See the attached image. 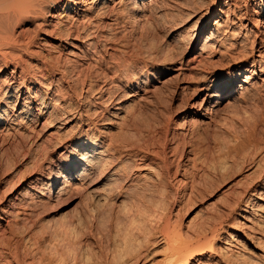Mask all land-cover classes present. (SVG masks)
Returning <instances> with one entry per match:
<instances>
[{
    "label": "bare ground",
    "instance_id": "1",
    "mask_svg": "<svg viewBox=\"0 0 264 264\" xmlns=\"http://www.w3.org/2000/svg\"><path fill=\"white\" fill-rule=\"evenodd\" d=\"M154 1L126 0V7L115 10L114 4L123 0H0V130L12 125L19 127L31 118L37 121L43 114H47L48 118L54 115L57 121L63 120L64 124L72 121L78 127L64 145L69 155L65 157L64 152L57 154L59 167L41 165L34 180L24 182V186L6 196L0 209V264H13L11 260L16 258L13 249L6 248L11 241L10 237L5 236V231L9 229L14 234L13 224L27 220L36 201L66 193L71 188L72 179L74 183L78 181V184L88 186L87 198L93 218L96 219L104 210L109 211V230L99 237L97 228L93 226L88 232L89 245L82 241L75 247L72 245L74 243H70L71 238L68 239L70 242L59 245L43 243L41 247L38 246L41 264H264V203L257 202L262 200L264 185L258 188L259 181L245 185V179L256 171L262 176L264 184V137L261 140L255 136V125H251L253 130L248 126L241 138H235L233 132H229L232 138L228 141V158L234 163L237 157L243 155L240 165H250L248 172L234 176L235 173L230 170L233 164L226 160L215 163L214 158L206 153L197 154V141H190L191 152L183 156V148L179 149L178 146L180 132H176L179 130L177 124L169 137L175 145L169 150L164 143L159 146L156 138L159 127L154 121L155 117L152 114L143 116L147 102H155L158 108L164 101L162 88L153 86L151 82L167 83L169 77L165 76L162 81L157 78L168 70H174L176 77H183L184 70L193 64L208 63L207 66L210 64L213 68L201 75L204 90L198 100L200 106L196 111L187 110L183 116V120H187L191 126L199 125L201 119L205 118L216 121V113L221 111L222 100L226 98L235 99L243 107L250 100L258 99L264 92V0H218L212 3V9L201 13L196 20L204 21L199 31L194 33L196 37L193 35L195 42L180 55L169 53V43L164 46L159 43L155 47L150 46V49L144 45L138 51L127 49L129 44H123V47L127 46L126 49H117L110 44L115 35L97 26L95 17L99 16L119 17L126 13L138 21ZM110 2L116 3L109 6L107 3ZM220 3L224 4L222 9L221 6L217 8ZM59 11V16L65 20L54 19ZM71 11L75 17L70 15ZM28 15L38 19L33 22L36 30L31 36L21 39L10 24ZM247 22L252 24L250 29ZM78 24L83 25V29L86 26L81 39L84 48L68 42L72 32H77ZM47 27L50 28L48 32L45 31ZM37 30H43L44 35L56 41L51 44L57 55L53 56L55 61H45L47 59L43 56L42 67L34 69L32 67L35 66L31 65L34 63L26 60L22 54L42 57L40 52L31 48L39 40ZM46 42L49 40L44 38L42 43L45 45ZM62 43H67L70 49L60 51ZM75 48L79 61H84L86 68L94 67L106 72L105 78L113 91L109 89L111 91L106 96L97 94L98 97L91 100L90 94L95 88L78 76L80 89L85 88L86 94H82L80 99L73 98L76 90L73 91V87L69 92L63 83L69 81L70 71L65 64L73 60ZM229 58L236 61L224 62ZM79 61H74V64ZM10 64L12 67L7 74L5 71ZM17 78L20 79L14 97L17 103L10 109L14 95L11 90ZM185 88L182 85L180 91L183 92ZM150 91L154 97L149 100L146 93ZM113 96H117L115 102L112 101ZM65 102L72 104L67 107ZM106 113L108 117L102 120L101 127H97L98 121ZM113 127H118L119 133L110 134ZM226 129L227 132L232 130L227 125ZM168 151L169 156L172 152H178V157L170 159ZM179 160L190 164L188 168H182V172L179 171ZM172 162H175L174 172L170 169ZM186 170L191 174L189 178ZM222 182H228L227 188L214 197L205 214L197 219L179 221L184 204L195 203L199 197H211L216 186L219 187ZM252 196H255L254 199ZM218 201L219 204L216 203ZM238 210L241 211V219L235 221L236 218L232 216ZM65 236V239L69 237ZM241 236L253 241L251 247L245 246V241L239 238Z\"/></svg>",
    "mask_w": 264,
    "mask_h": 264
},
{
    "label": "rangeland",
    "instance_id": "2",
    "mask_svg": "<svg viewBox=\"0 0 264 264\" xmlns=\"http://www.w3.org/2000/svg\"><path fill=\"white\" fill-rule=\"evenodd\" d=\"M90 1H92V0H90ZM118 1L116 0V2H118ZM125 1L126 0H123V2H124V3L122 2L123 4L120 3L121 1L119 3L114 2L116 4H114L113 2H110L107 4H109V6H112L114 4L113 8L115 7V10H118V9L120 10L121 8L123 9L124 7H126ZM241 1H243V0H241ZM216 2H218V0H156V1H154V3L156 5L153 3L149 7V10H148L149 12L147 11L145 13V16L141 17L138 21H136L137 19L134 20V18L131 19L129 17V15L126 13H125L126 15L124 14L123 16H119V17H118V15H114V16L108 15V16H103V17L99 16L98 18L95 17V19L97 20L96 23L98 24L97 26H99L100 29H102L104 32H110V33H112V35H115L114 36L115 39L113 38L114 41H113V39H111L110 44L112 46L116 47L117 49H119L120 47H122L120 49H124V48L126 49V47L128 46L127 49L129 48V50L134 49V51L135 50L138 51V49L139 48L142 49V47L144 45H145L144 47H146V48L147 47L149 48L150 46H151L150 48H152V47H155L156 45L162 44V46H164L165 44L169 43L168 44L169 45V53H175L176 55H180L185 50L186 47L188 49L190 47V45L193 42H195L194 39L196 36L194 33L199 31V29H200V27L204 21V20L203 21H196V20L201 16V13L205 12L206 10L210 11L212 9V3H216ZM220 6H221V8H220ZM223 6H224V4L220 3V4H218L217 8L222 9ZM162 10H164V11H162ZM165 10H167V11H165ZM179 12H181V13H179ZM59 15L61 16L60 11L57 13L58 17L54 18V19L65 20L64 17L62 18ZM70 15H74V13L71 11ZM74 17H75V15H74ZM188 17H189V19H188ZM34 18H35V20H34ZM122 19H124V20H122ZM210 19H212V18H210ZM19 20H16V21H18L17 22L18 24L16 23L15 20H13L10 24L13 27L14 31H16V34L17 33L19 34V36H20L19 38L22 39L23 36L27 37L29 35L31 36L32 34H34L36 27H34L33 24L36 22V20H38V19H36V17H33L32 15H28V16H25L24 19H21V21H19ZM173 20H175V21L178 20V21L175 22ZM262 20L263 19L261 18V21ZM140 21H141V23H140ZM109 23L111 24L112 27L109 25ZM116 24H118V25L115 26ZM170 24H173V25H170ZM174 24H176V25H174ZM78 25L79 26H78L77 32H75V31L72 32L73 35H71L72 37L68 39V42H72L75 44L77 43L78 48H81V46L84 48V46H83L84 44H83L81 39H83V34L85 33L84 29L86 28V26L83 29V27H84L83 25H81V24H78ZM140 26H141V28H140ZM42 27H44V26H42ZM172 27H174V28H172ZM251 27H252V24L247 22V28L250 29ZM48 29H50V28L47 27V30H45V31L48 32L49 31ZM252 29H254V28H252ZM19 32L22 33L23 35H20ZM47 32H45V33H47ZM36 33L39 35V40L37 41V43H35V45L31 46L32 51L40 52V55H42V57L45 56V59H47L45 61H49L50 59H51V61H55L54 57L57 55L56 54L57 52H56V49L53 48L51 43L56 42V41L50 40L49 37L44 35L43 30H37ZM148 34H150V35H148ZM183 35H184V37H182ZM202 35H204V33H202ZM202 35L200 36L201 39H202ZM143 37H145V38H143ZM200 37H199V39H200ZM44 38L49 40V42H46L45 45L42 43ZM171 38H172V40H171ZM145 40H148V41H145ZM145 42H146V44L148 42H150V43H148L146 45ZM156 42H157V44H156ZM197 43H198V41H197ZM62 44H63V46L60 47L61 50H60V48H58L57 50L64 51L65 49H70V47H71L67 43H62ZM123 44H126V45L129 44V45H127V46L125 45V47H123L124 46ZM134 46H135V48H134ZM102 50H104V49H102ZM74 51H75V56L73 57V60L71 59L72 60L71 63L67 62L65 64V65H67V67L69 68V71H70V72H68V75L70 76V78L68 79L69 81H67L68 83H63L64 86L66 87V89H68L69 92H71L72 90L73 91L76 90V95L73 94V98H77V99L82 98V96L86 94V91H85V88L84 89L82 88L83 90L80 89V86H81L80 81L81 80L79 81V79H78V76H80V79L84 80L85 83L86 82L90 83L92 85V87L95 88L93 94H90V99L92 98L91 100H93V98L98 97V95H100V94L106 96V94L112 90V88L109 87V85H108V80H106V78H105L106 72H104V70H100V69H97L94 67L93 68L95 70H93L92 67H91L92 69L86 68L87 67L86 63L84 61H81V62L79 61L80 58L78 57V50L75 48ZM76 53H77V55H76ZM50 54H51V56H50ZM37 56L38 55L32 56V54H22V57H25V58H27L26 60H29V61L31 60L34 63V64L31 63V65L35 66V67H32L34 69L42 67V62L44 61V57L42 59L41 56L36 58ZM46 56H48V57H46ZM77 60L79 62H77L75 65L74 61H77ZM235 61L236 60L229 58V59H226L224 62H232L233 63ZM40 64H41V66H40ZM207 64L205 65V63H202V64H199L196 66H194V64H193V66L191 65V66L187 67L188 70H184L185 74L183 77H181V76L176 77L174 75V74H176V72L174 70H168L167 72L162 73V75H159L158 77H160V78H157L158 81H162L165 76H166L165 78L169 77V79H167V83L166 82H165L166 84L163 83L164 85L160 82H156V80H155V82L154 81L151 82L153 84V86H158L159 88H162L161 89L162 90V96H164L163 97V99H164L163 104H165V105H163V104L158 105V108H157V104L155 102H152V101H151V103L147 102L144 106L145 108L143 110V116L148 117V115L150 116L152 114L155 117L154 121L156 120L155 123H157V125L159 127V132L156 135L157 143L159 144V146H161L164 143L169 150V147H173L175 145V143L173 144L171 142L169 137L171 134V130L173 129V126L175 124H177L179 126V130H177L176 132H180L179 133L180 144L178 146H179V149L183 148V156L184 155L188 156L189 155L188 153L191 152L190 141H192V142L197 141V143H196L197 154L206 153L208 157L214 158L215 163L218 162L219 160L220 161L226 160L229 164H233V166L231 167L230 170H232L231 171L232 173H235L234 176H242L243 174L248 172L247 169L250 167V165L249 164L248 165H246V164L242 165L241 164L242 166L240 165V161H241V158L243 155H240V156L238 155L239 157H237V159H236L237 161L234 163H232L231 160L228 158V154H227L228 153L227 147L229 145L228 141L232 138V135L229 134V132H231V133L233 132L234 136H236L235 138H241L243 136L244 130L246 128L248 129V126H249V129H251L252 126L255 125V126H253V127H255L254 128L255 129L254 134L255 133L257 134V135L255 134V136L257 138H262L261 140H263V137H264V92H261L258 99L254 98L253 101L250 100L246 107H243L242 105L238 104L236 101H234L235 99H233V98H226V99L222 100L223 102L221 104V111L216 113V121L215 120H209L206 118L201 119L202 121L199 123V125L193 127L190 125V123L187 120L186 121L183 120V116L186 114L187 110L190 109V110L196 111L198 109V107L200 106V103L198 100H200V97L203 95V90H204L202 83L200 82L201 75L206 74L210 69L213 68L212 66H210V64H209L210 67L207 66ZM11 67H12V65L10 64L6 68L5 72L7 74L11 70ZM102 67H104V66H101V68ZM82 71H84V72H82ZM157 73H159V72L157 71ZM173 77H175L176 79ZM71 81H73L74 84ZM168 81H169V83H168ZM18 82H20V79L17 78L15 81V86L11 90V93H13L14 95L12 97L10 109H12L14 107V103H17V101H15L16 100L15 96L17 94L16 86L18 85ZM69 83H71V84H69ZM100 84H101V86H99ZM182 85L186 86V88L184 89L185 91L183 90V92L180 91V87ZM77 88H79L80 90ZM109 89H111V90H109ZM146 94H148L147 96H148L149 100L154 97L152 94V91H150L149 93H146ZM77 95H78V97H75ZM112 99H113L112 101H114V100L116 101L117 96H113ZM194 102H195V104H193ZM65 103H64V105H66L67 107H69V105L72 104V103H67V102H65ZM153 103H155V104H153ZM89 104L92 105V104H94V102L89 103ZM72 106L74 107L75 105H72ZM110 110H113V109L110 108ZM110 110H109V112H112ZM107 114L108 113H106L105 116H103V118H101V120L98 121L97 127H101L102 120H104L108 117ZM45 119H47V120H45ZM57 120H56L54 115L53 116L49 115V118H48L47 114L46 115L43 114L42 118L41 117L38 118L37 121L34 118H31V120H27L24 124H21L19 127H17V126L14 127V125H12V126H10L11 128L9 126H7L8 128L2 127V129L0 130V209L4 205V201H5L6 196L8 194L15 192L16 190L20 189L22 186H24V182L27 183L28 181H32V179L34 180L35 176L39 173V169L41 168V165L42 166L48 165L50 167L57 168L60 165V164H58L59 155H57V154H59L60 152H64L65 157H66V155H69L68 149L64 150V145L74 135V133L77 132L78 127L72 121L69 122V124H64L62 122L63 120H61V122H59L60 120L59 121H57ZM226 125H227V128L228 127L230 128L229 130L232 129L234 131L231 130V131L227 132ZM252 130H253V128H252ZM59 131H60V133H59ZM119 131L120 130L118 127H113L110 130L111 133L110 132L109 133L115 134V133H119ZM52 132L57 134V135L54 134L55 135L54 136ZM40 148L43 151H41ZM33 151H34V153H33ZM44 152H47V153L44 154ZM49 154H51V155H49ZM167 154L169 156V151L167 152ZM40 155H42L43 157ZM32 156H34V157L32 158ZM46 156H48L47 158H49V159H47ZM35 157L37 158V160H35L36 159ZM169 157H170V159H173L175 157L177 158L178 152H174V154L172 152V155H170ZM52 158H53V160H52ZM32 159H34V160H32ZM47 160H50V161H47ZM178 162H179V168H180L179 171H181V172H182V168H184V167L188 168L189 167L188 165H190L189 163L185 162V160L184 161L179 160ZM41 163H43V164H41ZM57 164H58V166H57ZM129 165H131V162L129 163ZM129 165L127 164V166H129ZM170 169H171V172H174L175 162H172ZM143 171H145V170H143ZM186 172H187V170H186ZM12 175H13V177H12ZM190 175L191 174H189V172H187L186 176L188 178L190 177ZM258 175H259L258 171H256L252 175H249V177H247L245 179V185L251 184L254 181H259L258 188H261L264 185L262 183L263 178H262V176L259 175L260 176L259 177ZM134 176H135V174H134ZM258 178H259V180H258ZM74 182H75V180L72 179L71 180V188L68 189L66 191V193L64 192L63 194L62 193L57 194L56 196H53L51 199L50 198H45V199L43 198L44 200L41 199V200H39L40 202L36 201L37 205L35 204L34 206L35 207L37 206L39 209L37 207H36L37 208L36 209L34 206H32L31 207L32 210H31V209H29L30 207H28V210H31V214L29 216L30 219L28 218L25 221H20L21 223L17 221L18 224L17 223L13 224L12 230H13L14 234H12L9 231V229H8V231L7 230L5 231V236L10 237L11 244H15L16 241L19 244L18 245L16 243L13 246L11 244L7 245L9 247L6 246V248L11 249V251L13 249L14 252L12 251V253L15 254L16 258H17V259L15 258V260L13 258L11 260V263L20 264L22 262L23 264H41V262H40L41 260L39 258L40 257V255H39L40 251H38V250H40V247L43 243H49L52 245H54V244L59 245V243H62V242L68 243L71 240L70 243L71 244L74 243L72 245L75 247H77L79 243H83V242L85 244L89 245V233L88 232L91 228H94V227L97 228V234L99 235V237L103 233H105V231L107 232L109 230V224L108 223L110 220V214L107 215L109 211L104 210L101 212V214L99 213V215H97L96 219L93 218L91 211L89 210V204H88V198H87L88 197V194H87L88 186L87 185H85V186L80 185V184H78V181H76L77 183H74ZM222 183L220 184L221 186L219 185V187L218 186H216V188L214 187L216 189V191L212 195L213 198H212V196L209 198L208 197L207 198L206 197L205 198L199 197V199H198L199 201L197 200L195 203L192 202L194 204L186 203V204H184L185 207L181 206L183 208L180 210V213L178 216L179 221L184 222L190 218L191 219H197L196 217L199 218L200 215L202 216L203 214H205L207 212V208L209 210L208 206H210L214 202V200H215L214 197L217 196L218 194H220L223 191V189L227 188L228 182H226V183L222 182ZM3 185H5V186H3ZM7 185L9 186V188ZM254 197L255 196H252L253 199H254ZM201 198H203V199L201 200ZM263 199H264V195H262L261 202H260V200L259 201L257 200V202L264 203ZM216 203L219 204V201ZM217 204H214V205H217ZM33 208H34V210H33ZM32 211H34V212L32 213ZM240 212L241 211L238 210L232 216V218L233 217L236 218L235 221L236 220L238 221L241 219L240 215H239V214H241ZM0 213H1V210H0ZM38 219H39V222L41 221L40 223L38 222ZM105 219L106 220L108 219L107 222ZM229 221H231V220H229ZM91 222H93V224ZM40 224H42V225H40ZM21 228H22V230H21ZM227 229H229V228H227ZM20 230H21V232H20ZM52 230H53V232H52ZM56 232H57V234H56ZM31 233H32V235H31ZM33 233H35V234H33ZM15 235L18 237H16ZM65 235L69 236L66 238L67 240L65 239V237H66ZM13 236H15V237H13ZM20 236H22V238ZM11 237L13 239H16V238L17 239L13 240ZM42 238L45 240L44 242H43ZM239 238H241L242 240L245 241L244 242L245 246L251 247V245L253 243V241L251 239L244 238L242 236ZM22 239H24V240L22 241ZM68 239H70V240L68 241ZM76 239H77V241H76ZM55 240L57 243L54 242ZM63 240H66V241H63ZM73 240L76 242H73ZM33 245L34 246L36 245V246L34 247ZM38 246H40V247L38 248Z\"/></svg>",
    "mask_w": 264,
    "mask_h": 264
}]
</instances>
